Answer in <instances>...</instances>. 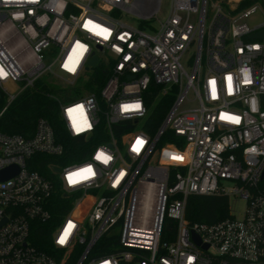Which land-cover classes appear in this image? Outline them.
I'll use <instances>...</instances> for the list:
<instances>
[{
	"label": "built area",
	"instance_id": "2783aa9c",
	"mask_svg": "<svg viewBox=\"0 0 264 264\" xmlns=\"http://www.w3.org/2000/svg\"><path fill=\"white\" fill-rule=\"evenodd\" d=\"M238 1L226 0L229 10ZM159 3L0 0V116L43 77L103 78L69 99L49 94L56 124L38 117L24 134L0 131V170L16 167L0 181V264H264V7L168 0L158 18ZM187 92L195 105L178 109ZM161 100L149 135L145 119ZM192 194L244 206L189 223ZM166 218L175 231L160 242ZM46 230L49 253L35 246Z\"/></svg>",
	"mask_w": 264,
	"mask_h": 264
},
{
	"label": "trees",
	"instance_id": "16d2710c",
	"mask_svg": "<svg viewBox=\"0 0 264 264\" xmlns=\"http://www.w3.org/2000/svg\"><path fill=\"white\" fill-rule=\"evenodd\" d=\"M254 2H258L264 7L263 0H240L238 1L235 9L225 10L236 12ZM219 4L221 5L220 2ZM102 82L103 78L100 77L94 82H77L71 86H62L61 84L52 82V80H48L46 77L38 79L33 83L31 88L22 91L9 103L6 110L0 116V131L4 133L24 134L32 129L33 123L38 117L46 118L50 122H53V124H56L57 106L56 102L48 96L49 94H53L65 100L73 97L76 92H79L80 85L90 90L93 88V84L99 85ZM145 101L146 104H150L153 101V98L147 96ZM4 103L5 97L0 91V108ZM164 113L165 103L164 100H161L153 105L150 113L145 119L143 130H145V132H147L149 135H152L155 132L159 122L163 118ZM160 139L161 141L165 140L164 137H161ZM227 204V196L221 194L188 195L185 199V218L189 223H212L227 216ZM68 206L69 203L64 202L62 205L54 208L53 212L55 215L61 214L67 209ZM174 231L175 224L173 220L166 218L162 226L160 242L170 241L171 237H173ZM48 232L46 230V234L44 233V235H42V237H40L35 242V246L47 253H49L51 250L50 244L47 238H45L47 237ZM73 259L74 257H70L66 264H71Z\"/></svg>",
	"mask_w": 264,
	"mask_h": 264
},
{
	"label": "rangeland",
	"instance_id": "374dc122",
	"mask_svg": "<svg viewBox=\"0 0 264 264\" xmlns=\"http://www.w3.org/2000/svg\"><path fill=\"white\" fill-rule=\"evenodd\" d=\"M215 1L221 3V5H222L221 7H222L223 10L229 9V5L226 3V0H215ZM236 5H235V7H236ZM167 6H168V0H160L158 13H157L158 18H160L161 16H163L165 14V12L167 10ZM206 14L208 15L209 12L206 13ZM261 19H262V17L257 15V13H256L253 16H251L249 19H247L246 23L248 25H252L254 23L260 22ZM152 22L153 23L155 22L154 19H152ZM181 62L182 63L184 62L183 59L181 60ZM52 82H54L56 84H61V83H59L56 80H52ZM190 99H191V94L189 92H187L185 97L180 102V104L178 106V109H186V108L193 107L195 104H194L193 101H190ZM220 182H221V184L224 187L231 186V182L229 180H221ZM147 190H148L147 186L144 185V184L139 185V187H138V191L140 193H142V194H145L147 192ZM152 191H153L152 188H150L149 191H148V196L146 198V209H145V212H144V220L146 221V223H148V225L150 223V220H151V217H152V214H153V210H154V197L151 194ZM143 199H144V197H143ZM228 205H229L228 208H229L230 212L234 216H239L241 211H242V208L244 206V201L242 199H240V198H235L234 199L233 197L230 196L228 198Z\"/></svg>",
	"mask_w": 264,
	"mask_h": 264
},
{
	"label": "water",
	"instance_id": "95a60500",
	"mask_svg": "<svg viewBox=\"0 0 264 264\" xmlns=\"http://www.w3.org/2000/svg\"><path fill=\"white\" fill-rule=\"evenodd\" d=\"M261 36H262V32H258V33L250 34L248 38H261ZM15 172H16L15 166H8V167L3 168L2 170H0V181L5 180L6 178H9ZM192 242L195 245H199V240L197 239V237H195V235H192ZM201 249L203 250L206 249V246H201Z\"/></svg>",
	"mask_w": 264,
	"mask_h": 264
},
{
	"label": "snow or ice",
	"instance_id": "6c2138e0",
	"mask_svg": "<svg viewBox=\"0 0 264 264\" xmlns=\"http://www.w3.org/2000/svg\"><path fill=\"white\" fill-rule=\"evenodd\" d=\"M65 67H67V65H65ZM71 70V69H70ZM61 243H63L64 242V238L62 237L61 238V241H60Z\"/></svg>",
	"mask_w": 264,
	"mask_h": 264
}]
</instances>
